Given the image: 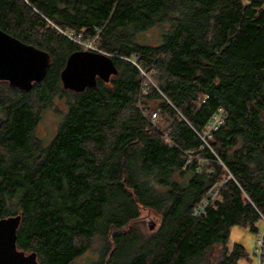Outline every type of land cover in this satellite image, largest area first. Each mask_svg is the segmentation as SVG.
Wrapping results in <instances>:
<instances>
[{"label":"trees","instance_id":"obj_1","mask_svg":"<svg viewBox=\"0 0 264 264\" xmlns=\"http://www.w3.org/2000/svg\"><path fill=\"white\" fill-rule=\"evenodd\" d=\"M152 28L160 41H141ZM0 29L51 58L28 91L0 81V218L20 215L17 249L38 264H71L94 242L92 264H240L232 226L264 248V0H0ZM59 29L117 73L64 89L65 60L85 47ZM56 97L66 109L45 142L35 127ZM143 209L159 215L147 234L132 226Z\"/></svg>","mask_w":264,"mask_h":264},{"label":"water","instance_id":"obj_2","mask_svg":"<svg viewBox=\"0 0 264 264\" xmlns=\"http://www.w3.org/2000/svg\"><path fill=\"white\" fill-rule=\"evenodd\" d=\"M48 52L25 43L0 29V81L23 91L39 82L50 64ZM117 73L113 57L102 51L76 50L68 54L60 71L64 89L75 92L94 87L97 78L108 81ZM20 215L0 218V264H38L36 253L16 247V230Z\"/></svg>","mask_w":264,"mask_h":264},{"label":"rangeland","instance_id":"obj_3","mask_svg":"<svg viewBox=\"0 0 264 264\" xmlns=\"http://www.w3.org/2000/svg\"><path fill=\"white\" fill-rule=\"evenodd\" d=\"M158 33L159 30L157 28H152L141 34L139 36V39L141 41H145L148 44H154L160 41V38H158ZM88 45V43L86 46L83 45V47H85L83 50L88 49ZM92 48H94V46H92ZM148 76H145V81L151 82V77L150 75ZM60 97L54 98L51 106L47 107L43 111V113L41 114V118L35 127V135L39 138H42L45 142H48L54 136L58 124L62 119V112H64L66 109V102L63 99L66 97ZM154 103V101H150L149 105H151V107H154ZM162 125L164 126V124ZM158 223L159 215L155 211L151 209H143L141 210L139 218L133 222L132 226L137 231L147 234L148 232L153 230L158 225ZM259 226L260 228L262 227L261 223H259ZM262 238V232L260 234H255L252 231H249L248 227L232 226L230 229L228 246L229 248H232V245L235 242L242 244L246 253L248 254V261L241 260L240 264H255V247L258 246V241ZM97 249V243L94 242L93 246L89 250H87L71 264H92V262L96 260L99 255Z\"/></svg>","mask_w":264,"mask_h":264},{"label":"built area","instance_id":"obj_4","mask_svg":"<svg viewBox=\"0 0 264 264\" xmlns=\"http://www.w3.org/2000/svg\"><path fill=\"white\" fill-rule=\"evenodd\" d=\"M60 30V29H59ZM60 32H62L64 35H66L67 37H69L70 39L74 40L75 42L81 44V45H87V43L89 44V48L93 49L92 48V43L91 42H81L79 41L78 39L74 38L73 36V32H66V31H62L60 30ZM146 83L143 84V88L145 87ZM204 98L205 97H202L201 98V102H204ZM224 109L219 107L215 112L212 113L211 115V119L206 127V130H205V134L204 136H202V138H204L205 136L206 137H210L211 135V132L213 130H216L219 126V124L223 121V118H224ZM148 118L151 122L152 125H155L156 122L158 121L159 119V115H158V111L157 110H152V111H149L148 112ZM205 203L203 202L202 203V206H201V209H197L196 210V213H199L202 211L203 209V205ZM264 248H263V245H262V239H260L258 241V246L255 247V254H256V263L255 264H263L264 262Z\"/></svg>","mask_w":264,"mask_h":264}]
</instances>
